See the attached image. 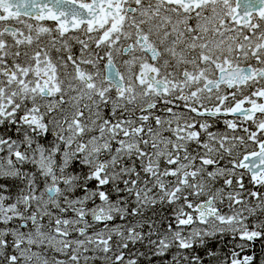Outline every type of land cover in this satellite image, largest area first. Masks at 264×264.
Instances as JSON below:
<instances>
[{
	"label": "snow or ice",
	"instance_id": "snow-or-ice-1",
	"mask_svg": "<svg viewBox=\"0 0 264 264\" xmlns=\"http://www.w3.org/2000/svg\"><path fill=\"white\" fill-rule=\"evenodd\" d=\"M0 264H264V0H0Z\"/></svg>",
	"mask_w": 264,
	"mask_h": 264
}]
</instances>
